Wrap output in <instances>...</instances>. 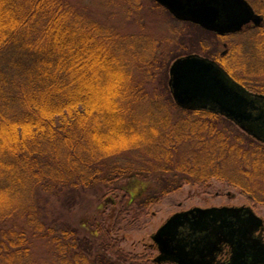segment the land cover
I'll list each match as a JSON object with an SVG mask.
<instances>
[{"label": "trees", "instance_id": "trees-1", "mask_svg": "<svg viewBox=\"0 0 264 264\" xmlns=\"http://www.w3.org/2000/svg\"><path fill=\"white\" fill-rule=\"evenodd\" d=\"M146 1L116 4L128 16L158 9L176 20L155 0ZM252 32L239 66L233 63L241 47L206 57L256 92L250 83L261 84L264 27ZM141 36L124 35L70 0H0L1 264H37L40 247L51 259L47 264H118L103 249L126 264H157L107 242L99 250L95 235L82 234L67 219L84 193H97L99 204L120 194L113 227L121 230L131 201L118 184L133 172L152 175L158 185L138 201L133 221L185 185L205 190L213 179L263 203L256 188L264 182V145L221 115L178 106L169 66L187 53L156 57L151 37ZM126 157L136 161L113 163ZM61 194L70 198L63 209L56 208Z\"/></svg>", "mask_w": 264, "mask_h": 264}, {"label": "water", "instance_id": "water-1", "mask_svg": "<svg viewBox=\"0 0 264 264\" xmlns=\"http://www.w3.org/2000/svg\"><path fill=\"white\" fill-rule=\"evenodd\" d=\"M182 22L226 36L264 20L247 0H155ZM169 88L176 104L212 111L264 144V95L249 92L218 62L200 55L170 66ZM264 221L250 207L194 208L172 216L153 236L157 264H212L224 246L229 264H264ZM259 232V235L257 233Z\"/></svg>", "mask_w": 264, "mask_h": 264}, {"label": "rangeland", "instance_id": "rangeland-1", "mask_svg": "<svg viewBox=\"0 0 264 264\" xmlns=\"http://www.w3.org/2000/svg\"><path fill=\"white\" fill-rule=\"evenodd\" d=\"M70 1L73 4H81V6L85 7L92 14L93 19L109 27L117 28L126 36L134 35L139 38L142 37L141 35H147L151 37L153 44L159 50L156 57H159V55L162 56L165 52L173 51L180 54L184 51L187 55L198 54L206 57V55L210 54L214 56L220 55L222 58L230 52L231 48L236 49L241 47L233 63L239 66L238 63H242V57L246 54L242 43L246 42V37H249V35H239L224 39L219 38L218 40V38L195 30L193 27L187 26L181 21L173 20L164 10L156 9L150 12L147 9H143L141 12H136L134 16L133 14L128 16L126 8L116 4L117 0ZM148 1L151 2V0ZM248 1L259 12L264 14V0ZM144 2L145 0H143ZM143 23L144 25H142ZM143 26L145 27L144 29L142 28ZM184 41L185 44H181ZM189 50H193V52L190 53ZM252 56H255V54L252 53ZM257 57L259 56L257 55ZM170 68L169 66V72ZM240 70L244 71L242 68ZM258 71L261 73V78L259 79L261 84H254L253 81L250 85L252 84L254 87H257L259 90L256 89V92L259 93L264 92V66ZM169 72L168 76L170 77ZM237 75L241 78L244 77L242 72H238ZM251 77L255 78V76ZM133 159L135 160V158L126 157L120 161H113V163L119 162V164L127 165ZM156 182L152 175L142 177V175H137V172L123 177L118 185L129 195L131 204L128 207L129 214L126 215V220L119 231L114 230L113 226L115 225L117 213L119 212L120 194L114 196L109 195L108 198L102 199L101 204H99L97 200L100 197L98 198L97 193H84L80 197H77V200L72 204L71 208L74 210L71 213V217L67 219L73 226L81 227L82 234L95 235L92 238L96 240L97 249L101 250L99 248L100 243L107 242L113 246L116 245L122 252L135 255L141 259H155L159 255V251L157 246H155L153 236L172 216L193 208L250 207L264 221V182L260 183L256 188L260 199H263V203L257 202V204H253L242 194L240 188L231 186L226 181L221 182L216 179L211 180L208 183V188L205 190L196 185H185L180 191L165 197L157 205H153L147 216H143L138 221H133V213L135 214V211H139L138 201L151 192L153 193L154 190H157L158 185ZM69 199L68 195L61 194L57 199L56 208H58V205L61 209L65 208V204ZM39 200L41 205L52 208V205L46 200L42 198H39ZM55 212L57 213V210ZM94 219H96L95 221L98 227L92 225ZM102 227L103 231L101 232L99 229ZM101 251L109 259L116 261L118 264H126L119 262L111 252L104 251V249ZM38 254L40 257L36 259L37 264L51 262L45 248L40 247Z\"/></svg>", "mask_w": 264, "mask_h": 264}, {"label": "flooded vegetation", "instance_id": "flooded-vegetation-1", "mask_svg": "<svg viewBox=\"0 0 264 264\" xmlns=\"http://www.w3.org/2000/svg\"><path fill=\"white\" fill-rule=\"evenodd\" d=\"M254 29H258V27H256L255 24L251 22L250 24L244 26L241 32L235 33L234 36L232 37H236L239 35H246V36L249 35V37H251L254 33L252 32ZM257 235H259V232L257 233ZM262 237H263V242H264V231L262 233ZM230 257H231V249L228 246H224L222 251L218 253L217 259L212 264H229L231 260Z\"/></svg>", "mask_w": 264, "mask_h": 264}]
</instances>
